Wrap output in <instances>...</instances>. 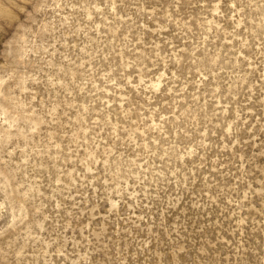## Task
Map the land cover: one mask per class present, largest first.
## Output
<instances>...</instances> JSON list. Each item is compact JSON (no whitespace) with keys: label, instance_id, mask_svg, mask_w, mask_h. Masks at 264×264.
<instances>
[{"label":"rangeland","instance_id":"1","mask_svg":"<svg viewBox=\"0 0 264 264\" xmlns=\"http://www.w3.org/2000/svg\"><path fill=\"white\" fill-rule=\"evenodd\" d=\"M13 42L0 264H264V0H41Z\"/></svg>","mask_w":264,"mask_h":264},{"label":"snow or ice","instance_id":"2","mask_svg":"<svg viewBox=\"0 0 264 264\" xmlns=\"http://www.w3.org/2000/svg\"><path fill=\"white\" fill-rule=\"evenodd\" d=\"M16 7H13V14L0 16V73L6 74L9 71L11 56L9 49L14 51V42L5 48V43L12 36L13 29L25 23H30L32 15L35 14L41 0H15ZM233 7H236L234 4Z\"/></svg>","mask_w":264,"mask_h":264}]
</instances>
